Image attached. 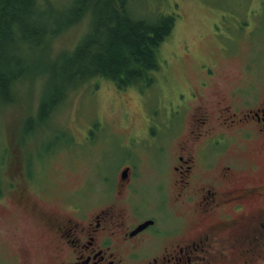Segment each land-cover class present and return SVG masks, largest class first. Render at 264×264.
Instances as JSON below:
<instances>
[{"label": "flooded vegetation", "instance_id": "1", "mask_svg": "<svg viewBox=\"0 0 264 264\" xmlns=\"http://www.w3.org/2000/svg\"><path fill=\"white\" fill-rule=\"evenodd\" d=\"M204 74L209 79L212 70ZM257 86L201 81L204 90L172 91L160 130L137 140L144 160L136 154L70 194L15 167L10 180L0 179V198L5 192L4 208L11 207L2 217L0 264H264V171L256 172L264 160V92ZM244 171L260 180L246 181Z\"/></svg>", "mask_w": 264, "mask_h": 264}, {"label": "rangeland", "instance_id": "2", "mask_svg": "<svg viewBox=\"0 0 264 264\" xmlns=\"http://www.w3.org/2000/svg\"><path fill=\"white\" fill-rule=\"evenodd\" d=\"M48 1L51 6L46 14L55 16L70 0ZM128 1V13L137 18L176 15L172 31L157 50L158 70L149 73L151 84L121 90L100 78L89 81L68 93L48 119L38 124L49 67L88 32L90 9L44 46L43 37L31 40L24 51L29 76L13 85L11 101L0 104L1 181H6V175L10 180V173L22 165L28 174L38 175L40 185L48 186L49 180L55 190L70 194L84 180L95 182L99 175L112 174L118 166L133 162L136 154V160H144L137 140H143L144 133L160 130L155 124L165 116L164 110H170L167 101L173 97L172 91L204 90L199 88L201 81H216L228 89H247L253 82L260 95L264 92V0ZM205 70H212L209 79ZM259 74L263 76L257 77ZM87 131L90 140L83 137ZM128 133L132 134L125 136ZM243 155L249 159V148ZM256 166V172H263L264 160H258ZM244 174L246 181L260 180L257 174ZM3 193L0 251L5 237L3 213L11 208H4L10 198Z\"/></svg>", "mask_w": 264, "mask_h": 264}, {"label": "trees", "instance_id": "3", "mask_svg": "<svg viewBox=\"0 0 264 264\" xmlns=\"http://www.w3.org/2000/svg\"><path fill=\"white\" fill-rule=\"evenodd\" d=\"M128 3L70 0L55 16H48V0H0V104L11 101L13 85L29 76L24 51L31 40L43 37L44 46L79 21L88 9V32L71 52L49 67L36 116L38 124L48 119L68 93L89 81L100 78L121 90L150 85L149 73L158 70L157 50L172 31L176 15L137 18L128 13Z\"/></svg>", "mask_w": 264, "mask_h": 264}]
</instances>
